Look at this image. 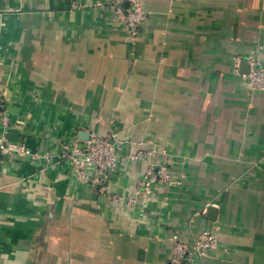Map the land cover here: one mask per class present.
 I'll return each instance as SVG.
<instances>
[{
	"label": "crops",
	"instance_id": "crops-1",
	"mask_svg": "<svg viewBox=\"0 0 264 264\" xmlns=\"http://www.w3.org/2000/svg\"><path fill=\"white\" fill-rule=\"evenodd\" d=\"M108 1L0 0V139L44 153L86 123L122 144L111 194L163 160L182 181L122 208L65 165L0 155V264H171L173 235L214 224L194 264H264V92L232 66L264 61V0H140L135 37Z\"/></svg>",
	"mask_w": 264,
	"mask_h": 264
},
{
	"label": "built area",
	"instance_id": "built-area-1",
	"mask_svg": "<svg viewBox=\"0 0 264 264\" xmlns=\"http://www.w3.org/2000/svg\"><path fill=\"white\" fill-rule=\"evenodd\" d=\"M110 7L122 25L124 31L131 37H135L147 19V14L141 6L140 0H110L105 3ZM127 5V6H126ZM72 8H80L72 4ZM239 57H235L232 63L235 74L245 80L249 89L253 92H264V61L255 57H247L249 69L246 74L239 71ZM6 105L0 97V123L8 126ZM83 128H77L73 134L65 140L56 142L58 149L44 153L32 152L22 143L7 142L0 139V155L17 159H30L46 161L45 170L65 165L67 172L74 181L93 188L97 193L108 198L114 204L124 207H134L138 199L149 201L153 198L154 187H172L180 185L182 177L173 178L168 163L161 161L150 165L138 181L136 189L126 196L111 194L109 187L118 172L122 159L121 142L114 133L106 136L96 134L88 124L82 123ZM88 133V138L82 140L79 134ZM46 138H51L49 134ZM134 144V143H131ZM147 151L138 149L134 153L126 155L129 161H137L144 158ZM154 154V151H150ZM164 155V153H161ZM220 227L214 224L210 229L204 230L195 236L190 244L181 241L178 235L170 238L172 243L171 264H194L202 262L210 253L216 250L219 242Z\"/></svg>",
	"mask_w": 264,
	"mask_h": 264
},
{
	"label": "water",
	"instance_id": "water-1",
	"mask_svg": "<svg viewBox=\"0 0 264 264\" xmlns=\"http://www.w3.org/2000/svg\"><path fill=\"white\" fill-rule=\"evenodd\" d=\"M79 138L82 139V140H86V139L88 138V133H87V132H85V133H83V132L80 133V134H79ZM215 210H216V209H214V208H212V207H209V208H208V211L211 212V213H215ZM212 219H214V217H213Z\"/></svg>",
	"mask_w": 264,
	"mask_h": 264
}]
</instances>
